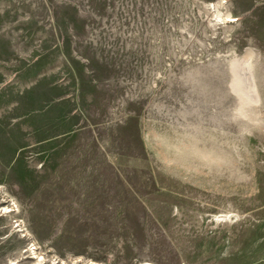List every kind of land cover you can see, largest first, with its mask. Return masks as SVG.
<instances>
[{
	"label": "rangeland",
	"instance_id": "374dc122",
	"mask_svg": "<svg viewBox=\"0 0 264 264\" xmlns=\"http://www.w3.org/2000/svg\"><path fill=\"white\" fill-rule=\"evenodd\" d=\"M0 264H264V0H0Z\"/></svg>",
	"mask_w": 264,
	"mask_h": 264
},
{
	"label": "bare ground",
	"instance_id": "6f19581e",
	"mask_svg": "<svg viewBox=\"0 0 264 264\" xmlns=\"http://www.w3.org/2000/svg\"><path fill=\"white\" fill-rule=\"evenodd\" d=\"M252 70L247 66L243 65L240 71L236 72L234 79V86L238 90V94L244 95L245 97H251L255 102L258 101V90L256 87L255 80L252 76ZM239 94V95H240Z\"/></svg>",
	"mask_w": 264,
	"mask_h": 264
}]
</instances>
